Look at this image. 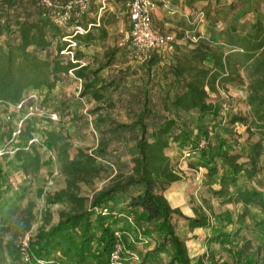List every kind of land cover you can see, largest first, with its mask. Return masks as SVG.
Instances as JSON below:
<instances>
[{
  "label": "trees",
  "instance_id": "obj_1",
  "mask_svg": "<svg viewBox=\"0 0 264 264\" xmlns=\"http://www.w3.org/2000/svg\"><path fill=\"white\" fill-rule=\"evenodd\" d=\"M91 1L93 10L95 0ZM28 6L33 10H28ZM2 17L12 19L14 28L11 41L0 44V107H3L0 108V151H5L10 146L8 142L17 138L13 159L24 180L44 165L38 146L55 153L65 187L48 196L46 202L55 204L65 200L70 204L67 211L59 212L54 225L49 226V221H45L30 239L28 249L34 259L54 264H109L118 241L115 232H118L119 242L127 244L129 249L138 241L153 238L154 249L143 255V260L169 250L170 260L165 264H204L202 257L194 260L189 257L185 240L172 225L174 216L184 218L192 230L206 226L207 221L202 216L186 217L178 208H172L165 197L172 185L182 181L165 153L171 144H176L180 152L182 148L190 147L194 155L199 154V162L208 179L218 177L217 189L211 186L214 197L243 206L257 204L264 215V191L238 187L240 180L251 181L260 175L259 159L264 152L262 142L250 144L245 154L231 153L229 141L214 125L221 114L215 100L219 91L225 90L229 83L241 82V72L246 71L252 118L249 123L264 130V26L261 22L256 21L251 32L245 34L238 33L234 27L219 31L215 25H210L209 35H196L195 41H188V50L182 53L176 47L174 35L164 34L154 27L152 14L154 29L173 37L165 51L154 49L143 57L145 60L153 57L152 66L161 55L171 54V63L167 71H163L164 85L159 82L161 91H164L160 105L149 99L147 91L139 90L136 97L138 111L130 125L112 124L102 132L93 153L78 149L71 156L67 143L56 146L59 137L54 132H42L43 143L33 142L34 131L28 123L14 138L15 130L1 115L18 105L22 107L30 90L51 92L58 82H63L69 71L83 81L81 96L89 95L95 102L103 101L106 89L117 86L114 81L95 85L98 72L87 73L88 65L80 66L77 58L62 56L61 51L66 45L61 47L60 40L65 35L60 28L41 17L33 0L25 3L7 0L0 9V21ZM101 20L102 17L99 26H92L86 34L75 36L78 46L93 41L92 31L101 28ZM89 23L95 24V21ZM181 38L184 37L177 40ZM54 40L57 43L55 56H52L50 49ZM43 51L47 52L44 57L40 55ZM95 111L98 112L99 108ZM247 122L246 117L231 115V124L241 123L248 135H252L251 125ZM103 123L100 115L94 119L95 127ZM221 131L227 134L228 128ZM131 132L135 133L134 137L126 135ZM120 139L126 143H130V139L133 141L131 167L127 173H116L110 184L93 193L90 199L81 196L79 185L91 184L106 171L104 165L97 162L119 154L114 143ZM202 142L205 146L199 148ZM242 157L245 161L240 162ZM2 159L3 154H0V264H23L18 241L31 228L33 206L28 203L25 214L16 216L18 206L13 198L17 193L7 197L12 185ZM230 186L236 189L234 197L229 194ZM122 196L126 200L121 204V212L117 213L115 207ZM243 217L242 213L239 218ZM254 226L264 238V216ZM229 237L224 234L217 238L225 242ZM234 239L231 242L234 260L210 264H264L260 246L253 248L250 240L239 239L237 235ZM123 248L126 252L125 246ZM142 264H146L145 261Z\"/></svg>",
  "mask_w": 264,
  "mask_h": 264
},
{
  "label": "rangeland",
  "instance_id": "obj_2",
  "mask_svg": "<svg viewBox=\"0 0 264 264\" xmlns=\"http://www.w3.org/2000/svg\"><path fill=\"white\" fill-rule=\"evenodd\" d=\"M99 0H95L93 12L97 10ZM156 10L153 13L154 27L164 34L174 35L177 42L176 47L180 52L188 50V41H195L196 35L207 37L210 25H215L219 31H224L226 27H234L240 34L251 32L252 25L259 21L264 26V0L248 4L246 0H155ZM130 0H107L105 10L102 12L101 28L92 31L93 41L85 44L80 43L71 50V54H62L64 58L76 59L78 65H88L87 73L98 72L95 76V85L102 82L115 83L106 89L104 99L95 102L89 95L81 96L83 81L76 78L73 72L63 80L58 82L55 88L47 90H30L22 107L10 109L6 114L1 115L2 119L17 131L18 128L28 123L29 128L34 131L33 142L41 143L42 132H54L59 139L56 146L63 143L69 145L68 151L73 156L78 149H83L88 153H93L98 139L102 132L112 124L130 125L135 118L137 109L136 97L139 90L148 92L149 99L160 105V97L164 93L161 91L159 82H162L163 71H167L171 63V54H163L155 61L144 59L137 55L129 42L128 24V4ZM28 10H33L31 6ZM92 18L84 20L81 24L86 26L92 22ZM13 20L1 18L0 21V44L10 42L13 37ZM9 26V28H7ZM63 35H68L71 30L60 28ZM178 37H184L179 40ZM56 40L50 49L52 56H55ZM61 47L67 43L60 40ZM47 52H41L45 56ZM75 62V61H74ZM242 81L227 84L225 90L219 91L218 99H215L220 107V116L215 120L218 131L229 141L231 153L245 154L250 144L261 141L264 149V130L261 131L256 126L249 123L251 118V108L248 105V84L249 78L246 71L241 72ZM92 79V78H91ZM159 85V86H158ZM164 85V84H163ZM99 108L96 112L95 109ZM3 109V107H0ZM237 114L246 117L247 125H251L252 135H248L246 127L241 123L231 124V115ZM104 119V123L94 126V119L97 116ZM228 128V133L224 134L222 129ZM212 133V131H211ZM131 132L126 135L133 136ZM14 138L16 136L13 135ZM123 137V136H122ZM134 137V136H133ZM130 143L119 140L114 143L115 149H119V154H112L107 160H98L106 168L101 172L100 177L91 184H80V195L88 199L93 193L110 184L116 173H127L130 165L133 141ZM17 138L13 142H8V148L3 151L2 164L12 185V193H17L14 200L17 201V213L25 214L28 203L32 204L33 221L31 228L24 235L19 237V241L25 237L36 234L38 228L45 221H49V226L58 221L60 211H67L70 204L59 201L55 204H47L46 199L54 193L64 189L65 179L60 174V162L56 159V154L48 151L46 147H37V151L44 161V165L33 175L25 180L20 176L13 154L17 148ZM165 153L171 166L182 177V181L173 185L165 194L172 208H178L183 215L189 218L202 216L206 218L207 225L201 228L190 229L188 222L179 216L172 218V225L175 232L185 240L189 257L194 260L203 258L204 264L229 262L234 260L232 244L234 235L250 240L252 247H261V258H264V238L254 226L256 222L263 219V212L257 204L243 206L240 203L226 202L223 199L214 197L212 188L217 189L218 177L213 176L208 179L206 170L199 162V154L196 153L190 158H183L176 144H171ZM245 161V157L240 162ZM260 175L251 181L240 180L239 186L254 187L264 191V152L259 159ZM229 194L234 197L236 189L229 188ZM122 196L115 207L117 213L121 212V204L125 202ZM244 214L243 219L240 215ZM242 220V221H240ZM48 227V226H47ZM230 235L225 242H220L218 235ZM120 235V233H119ZM127 249L121 256L123 264H165L170 260L169 250L161 251L154 258L144 257L154 249L153 238L147 241H138L132 248L127 244H122ZM134 254L138 260H132Z\"/></svg>",
  "mask_w": 264,
  "mask_h": 264
},
{
  "label": "built area",
  "instance_id": "obj_3",
  "mask_svg": "<svg viewBox=\"0 0 264 264\" xmlns=\"http://www.w3.org/2000/svg\"><path fill=\"white\" fill-rule=\"evenodd\" d=\"M7 0H0V9L4 6ZM12 3H25L30 0H10ZM107 0H99L97 10L93 12L91 0H33L35 6L41 13V17L58 28H65L71 30V33L65 35L62 41L66 42V46L61 54H71V50L77 47L75 41L76 35H84L92 26H99V21L102 12L105 10V3ZM157 6L155 0H131L128 4V20L129 28V42L131 48L140 57H144L147 52L157 49L165 51L167 43L173 40L172 36L160 34L152 25V14L155 12ZM86 17H91L95 24L88 23L87 27L82 26V22ZM72 59V58H71ZM72 62H74L72 60ZM72 71H69L71 73ZM17 107H21L18 105ZM19 129L13 133L17 136ZM204 143L198 145L203 148ZM1 154V152H0ZM183 158L187 159L194 155L190 147L181 149ZM118 238L114 246V250L110 255L109 264H123L121 256L123 255V245L119 242V233L115 232ZM32 235L25 237L18 243L20 259L23 264H54L52 262H43L34 259L29 253V242ZM132 260H138L134 254L131 255Z\"/></svg>",
  "mask_w": 264,
  "mask_h": 264
},
{
  "label": "crops",
  "instance_id": "obj_4",
  "mask_svg": "<svg viewBox=\"0 0 264 264\" xmlns=\"http://www.w3.org/2000/svg\"><path fill=\"white\" fill-rule=\"evenodd\" d=\"M248 4L252 5L254 2H260L261 0H246ZM180 183V182H178ZM178 183H175L174 185H177ZM173 186V185H172ZM167 193V192H166ZM165 193V194H166Z\"/></svg>",
  "mask_w": 264,
  "mask_h": 264
}]
</instances>
